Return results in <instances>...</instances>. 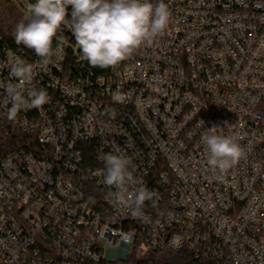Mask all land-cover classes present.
I'll list each match as a JSON object with an SVG mask.
<instances>
[{
	"label": "built area",
	"instance_id": "built-area-1",
	"mask_svg": "<svg viewBox=\"0 0 264 264\" xmlns=\"http://www.w3.org/2000/svg\"><path fill=\"white\" fill-rule=\"evenodd\" d=\"M164 2V34L105 74L84 59L69 71L64 28L32 81L49 102L12 120L0 107V129L37 141L0 155V264H162L169 251L264 264V0ZM12 55L38 59L0 39V84ZM214 126L238 133L246 154L223 173L200 140ZM109 152L156 194L142 215L103 184Z\"/></svg>",
	"mask_w": 264,
	"mask_h": 264
},
{
	"label": "clouds",
	"instance_id": "clouds-1",
	"mask_svg": "<svg viewBox=\"0 0 264 264\" xmlns=\"http://www.w3.org/2000/svg\"><path fill=\"white\" fill-rule=\"evenodd\" d=\"M26 13L12 35L17 45L34 51L38 59L28 62L12 55L6 64L12 79L0 84L3 89L0 107L9 120L15 119L21 110L40 109L49 102L48 92L37 88L32 81L38 69L62 51L60 41L64 28L71 31L83 59L92 67L115 68L136 50L163 35L172 15L164 0H35L29 2ZM114 95L120 98L119 92ZM221 129L208 128L200 140L210 169L223 173L246 158V154L240 143L241 136L225 135ZM101 159L104 167L99 174L117 206L140 216L146 201L155 203L154 192L137 186L129 156L109 152Z\"/></svg>",
	"mask_w": 264,
	"mask_h": 264
},
{
	"label": "trees",
	"instance_id": "trees-1",
	"mask_svg": "<svg viewBox=\"0 0 264 264\" xmlns=\"http://www.w3.org/2000/svg\"><path fill=\"white\" fill-rule=\"evenodd\" d=\"M24 15L26 14L20 8L18 0H0V39L5 46L16 49L24 48V46L15 43L12 35L16 24ZM72 37L73 35H71L70 39H72ZM67 38L69 37L67 36ZM72 49V47L69 49L66 58V65L69 71H74L73 69L77 68L78 62V57L75 56ZM87 64L90 65L88 62ZM92 68L96 73L100 74H105L110 69H101L99 67ZM33 141L37 144V141L30 135L19 130L7 131L5 129H0V155H6L20 149L34 150L35 144H32ZM168 254L167 257L161 260L162 264H202L200 261L193 259L186 251H169ZM149 257H151V255H149Z\"/></svg>",
	"mask_w": 264,
	"mask_h": 264
},
{
	"label": "rangeland",
	"instance_id": "rangeland-1",
	"mask_svg": "<svg viewBox=\"0 0 264 264\" xmlns=\"http://www.w3.org/2000/svg\"><path fill=\"white\" fill-rule=\"evenodd\" d=\"M29 2H33V3H34L35 1H32V0H18V3H19V5H20V8L22 9V11H23L25 14H27V13H26V8H27ZM68 13H69V17H70L71 6H69V8H68ZM68 37H69V38L66 39V43H67L68 45H71V46H72V48H73V50H74V54H75V56L78 57V59H83L82 54H81V52H80V50H79V47L76 45V42H75V38H74V36L72 37V39H70V38H71L70 35H69ZM166 255H168V252H166L163 256H166Z\"/></svg>",
	"mask_w": 264,
	"mask_h": 264
}]
</instances>
